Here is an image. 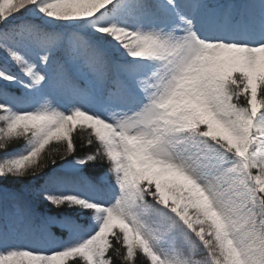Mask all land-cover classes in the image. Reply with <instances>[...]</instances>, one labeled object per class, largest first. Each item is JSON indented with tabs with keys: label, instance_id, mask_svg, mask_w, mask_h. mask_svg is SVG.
I'll return each mask as SVG.
<instances>
[{
	"label": "snow or ice",
	"instance_id": "1",
	"mask_svg": "<svg viewBox=\"0 0 264 264\" xmlns=\"http://www.w3.org/2000/svg\"><path fill=\"white\" fill-rule=\"evenodd\" d=\"M0 264H264V0H0Z\"/></svg>",
	"mask_w": 264,
	"mask_h": 264
},
{
	"label": "trees",
	"instance_id": "2",
	"mask_svg": "<svg viewBox=\"0 0 264 264\" xmlns=\"http://www.w3.org/2000/svg\"><path fill=\"white\" fill-rule=\"evenodd\" d=\"M21 144H23V142L21 141ZM48 147H51V145H49ZM48 206L43 204V203H38L36 208H35V217H34V223L39 225L40 223V216L44 215L48 212Z\"/></svg>",
	"mask_w": 264,
	"mask_h": 264
}]
</instances>
